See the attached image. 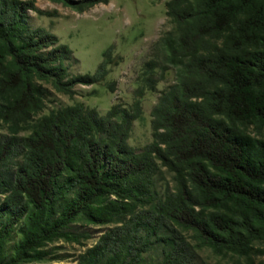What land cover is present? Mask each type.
<instances>
[{
    "label": "trees",
    "instance_id": "trees-1",
    "mask_svg": "<svg viewBox=\"0 0 264 264\" xmlns=\"http://www.w3.org/2000/svg\"><path fill=\"white\" fill-rule=\"evenodd\" d=\"M49 1L83 12L108 0ZM29 10L35 0H0V264L42 259L45 243L73 238L77 220L116 224L77 264H140L152 248L158 264H195L193 248L264 264V0H167L173 27L129 106L100 116L73 104L19 135L43 109L45 84L71 97L112 63L106 50L94 74H70L71 49L29 26ZM156 69L173 82L151 109V142L136 151L127 138ZM161 167L173 188L159 195Z\"/></svg>",
    "mask_w": 264,
    "mask_h": 264
},
{
    "label": "rangeland",
    "instance_id": "rangeland-1",
    "mask_svg": "<svg viewBox=\"0 0 264 264\" xmlns=\"http://www.w3.org/2000/svg\"><path fill=\"white\" fill-rule=\"evenodd\" d=\"M167 0H108L83 12H76L60 3L49 0H35L38 11H27L28 24L41 27L53 33L60 44H66L72 51L66 62L72 75L94 74L102 62V53L109 50L112 63L101 83L77 84L70 97L55 91L45 84L47 96L43 109L32 117L29 126L19 131L27 135L33 122L52 110L81 103L94 108L98 115H104L113 104L129 106L132 93L137 86L144 63L151 58L162 57L156 47L158 39L173 27L165 14ZM155 89L146 91L141 99V115L132 122L127 142L140 151L152 140L151 109L160 92L173 82V71L161 74L156 69ZM114 82L113 90L108 84ZM6 126L0 121V133ZM171 174L160 168L154 176V186L159 195L173 188ZM116 224L92 225L77 220L69 230L72 239H55L41 247L46 255L40 260L26 259L20 264H77L79 256L94 246L100 235ZM188 241L189 235L185 234ZM19 235L12 231L6 244L5 254L10 256L18 242ZM195 264H242L230 254L216 255L207 248H193ZM160 249L152 248L143 256L140 264H158Z\"/></svg>",
    "mask_w": 264,
    "mask_h": 264
}]
</instances>
